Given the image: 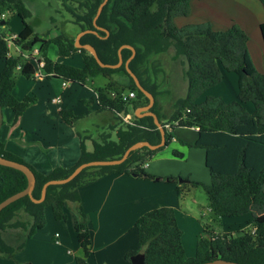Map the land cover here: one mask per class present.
Returning <instances> with one entry per match:
<instances>
[{
    "label": "trees",
    "instance_id": "16d2710c",
    "mask_svg": "<svg viewBox=\"0 0 264 264\" xmlns=\"http://www.w3.org/2000/svg\"><path fill=\"white\" fill-rule=\"evenodd\" d=\"M191 1L109 0L106 3L97 23L108 29L109 34L104 29H98L99 34L87 32L81 37V42L93 44L106 63L119 61L121 45L135 46L136 54L130 61V67L156 98L158 83L151 78L159 69L153 66L149 77L146 64L151 56L173 47L174 57L185 56L188 62L185 71L188 78L187 93L173 101V111L168 117L158 111L157 99L155 101L153 110L166 129L165 145L157 149L145 146L134 150L120 164L87 167L67 183L49 185L46 198L41 202L33 201L29 195H25L4 207L0 211L1 253L13 255L22 247V244L18 247L9 244L3 236V231L9 226H26V221L15 219L20 209L33 216L29 230L31 236L46 225L47 206L51 207L56 220H66L69 217V202L81 201V186L109 173H126L173 182L182 197L193 187H203L216 222L221 223L222 217L243 216L248 213L254 216L250 226L242 231L217 230L208 224L197 239L195 253L188 255L175 208L160 206L148 210L135 221L138 242L145 254V264H200L216 258L264 264V73L255 66L248 47L249 36L239 24L234 23L226 29H214L207 21L178 26L175 18L190 14ZM260 1L264 6V0ZM100 2L101 0H83L78 7L79 11L69 7L68 10L74 16L73 22L82 30L96 29L94 16ZM7 11L13 15L18 14L22 19L23 28L16 39L18 44L26 50L39 44L45 57L44 69L52 72V76L82 82L97 75L106 76L108 82L97 88L98 110H110L117 119L116 124L99 132L80 133L81 154L77 162L70 167L58 166L50 173L39 171L8 150L5 143L0 141V155L26 163L35 172V197H41L46 181L67 176L83 162L121 157L131 144L139 140L146 139L152 143L161 141V132L153 116L138 117L134 114L133 122L127 123L120 115L136 108L140 100L144 104L149 102V98L127 71L125 61L132 55L131 48L122 49L124 63L121 66H102L92 53L84 47L76 46L75 39L66 34L48 38L39 36L29 21L32 10L24 0H0V15L6 13V18L0 21V25L9 24ZM260 30L264 41V21L260 24ZM5 36L6 32L0 29V58L4 62L0 74V106L10 108L18 117L36 100V96L27 95L22 99L16 97L14 69L20 63V58L8 55L9 47ZM51 44L57 45L60 56L80 54L83 66L49 57L48 48ZM140 64L144 65L143 71L139 69ZM34 70L33 62L28 61L23 64L21 71L30 78ZM223 70L237 74L238 98L227 101L220 95H208L200 100L203 93L222 81ZM129 91H135L136 96L126 101L122 95ZM250 102L253 110H249L247 106ZM61 116L68 123L79 117L66 109L61 110ZM167 123H171V128H198V137L194 143L181 142L206 150L210 182L204 183L190 177L180 182V176H159L146 172L143 164L170 144L174 137L166 126ZM87 139H92V150L86 146ZM172 152L177 157L185 154L179 148H173ZM27 184V176L22 170L0 164V202L24 189ZM76 212L77 237L84 251V256H76V264H90L87 260L92 245L89 217L80 203L76 206ZM136 252L131 251L127 257Z\"/></svg>",
    "mask_w": 264,
    "mask_h": 264
},
{
    "label": "crops",
    "instance_id": "0c3cea01",
    "mask_svg": "<svg viewBox=\"0 0 264 264\" xmlns=\"http://www.w3.org/2000/svg\"><path fill=\"white\" fill-rule=\"evenodd\" d=\"M206 21L210 22L214 29H226L234 23L239 24L249 36L248 47L253 62L257 64L255 55L258 53L264 59V41L260 30V24L264 21V6L260 0H192L190 14L175 18L178 26ZM162 53L164 52L159 54ZM67 58H73L74 62H67ZM52 59L79 67L84 64L80 54L60 56L58 52V57ZM174 59L179 60V69H174L172 64L169 66L159 64L157 75L153 74L152 79L155 81L157 78L158 84L161 82L166 86L172 77L168 73H173L175 70L180 78L172 82L174 94L168 93L176 100L181 97L176 93L177 86H188L185 73L188 62L185 56L174 57ZM257 65L260 67L258 69L264 73V64ZM3 66L4 62L1 59L0 74ZM165 72L168 74H166V80L163 79ZM227 76L231 84H227L224 90L219 89V85L213 92L231 101L238 98V76L237 89H234L232 84V79L236 82V77L232 74ZM14 79L16 82L14 92L17 98L22 99L27 95H35L36 100L28 105L18 117L10 108L0 106V141L5 143L8 150L19 155L43 173H50L58 166L70 167L77 162L81 154L80 133L99 132L109 125L116 124L117 119L112 111L98 110L97 88L108 82L106 76L97 75L86 82L65 80L58 76L32 80L16 67ZM227 88H233V91L228 90L230 97L225 93ZM204 95H207L206 92L201 95L200 100L205 98H203ZM137 104V106L144 105L140 101ZM247 106L249 110H253L251 103ZM62 109L70 110L79 117L68 123L62 119ZM157 109L165 117L170 115L160 108ZM127 115H134L131 109ZM87 121H93L92 130L88 129ZM115 132L116 130L113 135ZM171 132L174 137L170 144L156 152L143 164L146 172L159 176H183L185 179L190 177L204 183L210 182L211 174L206 164V150L181 142L183 140L186 143H194L198 137V128L176 126L171 129ZM86 146L92 150V139L86 140ZM176 147L185 153L183 157L173 154L172 150ZM192 148H196L194 154L201 159L198 167H201L202 176L192 170ZM182 162L188 163L187 170L181 167ZM79 191L81 196L79 203L89 217L88 226L92 245L91 254L87 260L90 264H133L132 256L136 253H143L138 242L135 221L148 210L160 206H172L176 210L179 224L182 225H191L190 223L194 222L191 217L199 213L202 216L206 215L195 205L192 206L190 202L185 205L187 199L179 195L176 184L163 179L136 177L126 173H109L81 186ZM193 202L196 204L197 200L194 198ZM79 203L75 205L72 202L73 207L69 202L67 210L69 217L66 220H56L52 209L51 211L46 210V225L31 236L29 230L33 222L32 215L28 214V217L25 216V219H22L27 222L26 226L7 227L3 231L6 242L15 247L22 244V247L18 248L13 255L0 252V264H76L75 256H84L76 230L78 217L76 206ZM208 210L212 220L215 221L210 208ZM187 216H190V219H187ZM227 218L222 217L221 224L228 226H223V230L235 231L244 228L245 225L248 228L254 216H235L237 219L229 222L226 221ZM208 224L214 228L213 222H207L206 225ZM194 230L198 233L201 230L200 225ZM193 246L196 248V243ZM133 250L137 252L127 257L128 253ZM186 252L189 254L187 249Z\"/></svg>",
    "mask_w": 264,
    "mask_h": 264
},
{
    "label": "rangeland",
    "instance_id": "374dc122",
    "mask_svg": "<svg viewBox=\"0 0 264 264\" xmlns=\"http://www.w3.org/2000/svg\"><path fill=\"white\" fill-rule=\"evenodd\" d=\"M24 1L32 10V17L29 19V21L35 27V30L39 34V36H41V37L43 36V37L48 38V37H53V36H56L58 34L63 33V34L68 35L69 37L75 39L77 33L80 31V26L75 24V22H73L74 16L71 13V11L68 10V8L72 7V8L77 9V11H79L78 10L79 1H82V0H24ZM7 14L10 17L9 24L5 27L0 25V29L5 31L6 33H9L10 31H13L15 33L20 32V30L23 28V23H22L21 17L18 14L13 15V13H10L8 11H7ZM48 54L52 58L58 57V48H57L56 44H51L49 46ZM255 58L257 60V64H264V62H263L264 59H263V57H261L259 55V53H258V55H255ZM72 59L73 58H67L66 61L69 63L74 62V61H72ZM149 59L150 60L146 64L149 77H151V74H152L151 70H152L153 66L157 67V69H158L159 64H163L164 66H169L170 64H172L174 69L180 68L179 60L174 59V48L173 47H171L169 50H167L166 52H164L162 54H155L153 57L151 56ZM0 62H1V59H0ZM257 64L255 63V66L258 69L259 66ZM143 66H142V64L139 65V69H141V71H143V69H142ZM226 71L227 70L223 71L222 81L220 83L216 84L215 86H213L212 88H210L209 90H207L206 91L207 95H204L203 98L204 97L206 98V96H208V95H219V94H216L213 92L217 86L220 85L219 89L224 90L227 87V84H231L230 78L227 76L229 74H232L236 77V82L234 79H232V84H233L234 89L235 88L237 89V75H236V73L233 71H227V72ZM166 74H167L166 72L163 74L164 80H166V77L168 74H170L172 77L170 78V82L168 84H166V86L162 85L161 82H160V84H158V88H157L158 99H157L156 104H157V108H160V110H162L166 114L170 113V115H171L172 110H173L172 101H174V97L170 96V94H174V88H173L174 86L172 85V82L178 81L180 78V75L177 72H175V70L173 71V73L169 72L167 75ZM156 75H157V73H156ZM144 76H147V75L144 74ZM155 81H157V78L155 79ZM177 87H178V90L176 91L177 95H180L182 97L184 94H186L187 88H188L187 85H186V87H184V86H181V87L177 86ZM229 89H232V91H233V88H227V91L225 93L228 97L231 96L228 93ZM164 97L166 99H164ZM143 102L144 101L140 100V103L144 104ZM250 103H251V105H253L252 102H250ZM87 124L89 126L88 129L92 130L94 128V127H92L93 121H87ZM195 149L196 148H192L193 152L191 153L192 170H195L196 172H198L202 176L203 173L201 174V171H200L201 167H198L199 162L201 164V159L198 158L196 156V154H194L195 153L194 151H196ZM195 160H196V162H194ZM181 167L184 168L185 170H187L186 168L188 167V163L182 162ZM181 177H183V176H180L178 178L179 181H180ZM180 182H182V181H180ZM193 188H191V190H193L192 193L188 192L187 194H185V198L187 199L185 205L187 204V202H190L192 204V206L195 205V207L200 209L203 213H206V215L204 214V216H202L201 213H199V215L191 217L192 220L194 221L193 223H190L191 225H189V224L182 225L180 223L182 225V226L181 225L180 226L183 229V241L185 242V245H186L185 248L187 249V251L190 255L194 254V250H195L194 246L195 245L193 246V244L197 242V239L199 238L203 229L208 227L206 225L207 222H209V223L213 222L214 223L213 227L215 229H219V230H222L223 226H226V225L221 224L220 222H215L212 220L210 212L208 210V208H209L208 198H207V195H206L204 188L203 187H197L194 189ZM193 195H195V197H193ZM194 198L197 200L196 204H194V202H193ZM191 199H192V202H191ZM71 205H73L72 202H71ZM75 205H76V203H75ZM73 207H74V205H73ZM46 210L51 211V207L47 206ZM20 211H22V212H20L19 215L15 217V219L22 220L25 216L28 217V214L25 213L23 211V209H20ZM197 213H198V211H197ZM247 216L253 217L252 213L245 215V217H247ZM30 217H32V216H30ZM186 218L190 219V216H187ZM233 219H237V218L228 217L226 221L229 222ZM199 225L201 227V230L197 233V232H195L194 228H197V226H199ZM209 225H211V224H209ZM249 226H250V224H248V227ZM226 227H228V226H226ZM246 228H247V226L245 225L244 228H240V229L235 230V231H242ZM77 256H80V255H77ZM75 259H76V256H75Z\"/></svg>",
    "mask_w": 264,
    "mask_h": 264
},
{
    "label": "water",
    "instance_id": "95a60500",
    "mask_svg": "<svg viewBox=\"0 0 264 264\" xmlns=\"http://www.w3.org/2000/svg\"><path fill=\"white\" fill-rule=\"evenodd\" d=\"M106 1L107 0H104L101 2V4L99 5V7L97 9V13L94 17V25H95L96 29L87 28V29H83L80 32H78L76 37H75V45L78 47L86 48L90 53H92L95 56V58L97 59V61L99 62L100 65L106 66V67H119V66H121L124 63L122 49L124 47H129L132 49V55L125 61V65H126L127 71L134 78L139 89H141L145 93V95L149 98V102L146 103L145 105H140V106H137L136 108H133V109L131 108V112H133L138 117H143L146 115L153 116L154 121L157 124V126L161 132V141H159L158 143H152L151 141L146 140V139L139 140V141H136L133 144H131L125 150V152L123 153V155L121 157L108 158V159H96V160L83 162V163L79 164L77 167H75V169H73L72 172H70L67 176L61 177V178H52V179H49L48 181H46L43 185V188H42L41 197H39V198L35 197L33 194V190H34V187L36 185V175H35V172L33 171V169L26 163H23L21 161L11 159V158H7L3 155H0V164L11 166V167L22 170L26 174L27 179H28V184L24 189L15 192L14 194L6 197L5 199H3L0 202V211L4 207H6L10 203H12L13 201H15V200H17L20 197H23L25 195H29L33 201H36V202L43 201L46 198V194H47V190H48L49 185L67 183V182L73 180L82 170H84L87 167L97 166V165L120 164V163L124 162L128 158V156L130 155V153L134 150H137V149L145 147V146H147L151 149H157V148L165 145V143H166L165 126L163 124V121L160 119L159 115L153 110V106L155 104L156 97L149 89H147L142 84L138 75L130 67V61L132 60V58L136 54L135 46H133L131 44L121 45L119 47V61L117 63H106L100 58L98 51L93 44L81 42L82 35H84L87 32H93V33L98 34V29H104L107 31V35L109 34L108 29L103 28L102 26H100L97 23V19H98L99 15L101 14L102 9H103ZM186 180L187 179H185L183 177L180 178V181H186ZM132 261H133V264H145V254L144 253H136L135 255L132 256ZM200 264H248V263L235 261V260H228V259H224V258H216L214 260L205 261V262H202Z\"/></svg>",
    "mask_w": 264,
    "mask_h": 264
},
{
    "label": "built area",
    "instance_id": "2783aa9c",
    "mask_svg": "<svg viewBox=\"0 0 264 264\" xmlns=\"http://www.w3.org/2000/svg\"><path fill=\"white\" fill-rule=\"evenodd\" d=\"M6 18V13H2L0 15V21L2 19ZM5 26V25H2ZM5 39L7 40L8 43V55L9 56H17L20 58V63L17 65V68L20 70L23 69V64L32 61L34 64V72L30 76L32 80H36L39 78H45L47 76H52V72H48L44 69V66L46 64L45 62V57L43 55L42 48L39 44H37L35 47L32 49H23L20 44L16 41L18 39V33H15L13 31H10L9 33H6ZM136 96L135 91H129L123 93L122 97L124 100L129 101L130 99L134 98ZM55 99V98H54ZM121 117L123 118L124 121L128 123L133 122V118L131 115H123V113H120ZM166 126L168 127L169 130H171V123H167Z\"/></svg>",
    "mask_w": 264,
    "mask_h": 264
},
{
    "label": "flooded vegetation",
    "instance_id": "af4514ba",
    "mask_svg": "<svg viewBox=\"0 0 264 264\" xmlns=\"http://www.w3.org/2000/svg\"><path fill=\"white\" fill-rule=\"evenodd\" d=\"M82 1H83V0H82ZM82 1H79V6H80V4H81ZM102 1H104V0H101V2H102ZM108 1H109V0H107L106 3H107ZM101 2H100V4H101ZM106 3H105V5H106ZM100 4H99V5H100ZM105 5H104V6H105ZM98 7H99V6H98ZM78 9H79V8H78ZM94 17H95V16H94ZM81 30H82V29H80V31H81ZM80 31H79V32H80ZM98 34H99V31H98ZM82 36H83V35H82Z\"/></svg>",
    "mask_w": 264,
    "mask_h": 264
},
{
    "label": "clouds",
    "instance_id": "9594fccd",
    "mask_svg": "<svg viewBox=\"0 0 264 264\" xmlns=\"http://www.w3.org/2000/svg\"><path fill=\"white\" fill-rule=\"evenodd\" d=\"M129 113V112H128ZM127 114V113H126ZM132 117H133V120H134V115H132ZM123 119V118H122Z\"/></svg>",
    "mask_w": 264,
    "mask_h": 264
}]
</instances>
